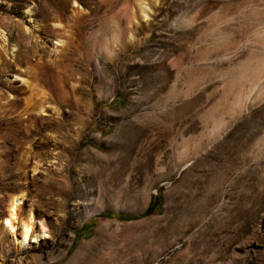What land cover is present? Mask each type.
<instances>
[{"label":"rangeland","instance_id":"374dc122","mask_svg":"<svg viewBox=\"0 0 264 264\" xmlns=\"http://www.w3.org/2000/svg\"><path fill=\"white\" fill-rule=\"evenodd\" d=\"M16 2L0 0L8 61L20 31L39 26L34 14L52 4ZM66 5L62 29L38 40L56 85L42 88L36 120L59 145L26 147L47 162L0 170V229L6 199L23 194V211L33 208L47 235L18 249L6 227L0 264H264V0ZM81 15L83 41L68 55L57 39ZM130 21L139 32L120 35ZM25 68L14 72L32 85ZM14 72L0 74L5 97L25 86ZM2 102L6 127L15 114ZM58 175L70 193L41 194Z\"/></svg>","mask_w":264,"mask_h":264},{"label":"bare ground","instance_id":"6f19581e","mask_svg":"<svg viewBox=\"0 0 264 264\" xmlns=\"http://www.w3.org/2000/svg\"><path fill=\"white\" fill-rule=\"evenodd\" d=\"M20 1H24V0H18V3L17 2L16 3L19 5ZM51 1L52 4L50 3L46 4L45 6L46 9L43 10L44 12H42L41 15H39L38 13H35L34 14L35 16L33 15L34 18H37L38 16L42 18L41 22H39L40 23L39 26L32 25L30 30L25 29V34H23L21 31L18 34L17 38L15 39L16 43L13 45V47H17V50H16V54H12V61H8L5 58V54L7 52L5 51L4 44L0 46V74L1 73L5 74L6 72H14L15 70L14 66L22 67L24 65L26 66L25 69L28 71V73L31 74L30 78H32L31 80L33 83L32 85L30 82H29L30 84H28L26 81L28 79H25L19 73L14 72L13 77L14 78L18 77L25 86L22 87L20 90L6 88V90L10 93L9 94L10 96L5 97V93H4L5 91L2 89V87H4V84L0 81V86H1L0 91L2 92L1 93L2 95L0 94V100H3L4 104L3 102L2 104L5 106V108L6 107L8 108V111H11L13 114H15V117H13L14 119H12V122L8 124V126L0 127V170H4V172L6 171L5 168H9L10 165H13V167H15L19 163H25L26 161H31V159L35 158V156L38 159L37 162L41 160L42 161L45 160V162H47L46 158H44V156H41L42 154L41 155L35 154V156L27 155L26 147H35L42 149V148H47L49 145L52 144H53L52 146L59 145L57 143L51 144L49 142L50 137H48L46 133H43L44 130L41 128L42 127L41 123L39 122L41 125L40 126L36 120L37 114L41 113L43 109L45 110L43 102L41 101V97H39L38 95L44 93L42 88L50 87L51 85H56V81H54L53 71L47 67L46 64L47 61H43L42 60L43 58L40 56L38 52L39 51L38 48L41 49L38 40L39 39L44 40V37L47 36L46 34L48 32H52L57 29L58 30L62 29L63 25H61L59 22V16L62 13V11H64V7L65 6L67 7L66 4L68 3V0H51ZM74 3L76 2L74 1ZM96 7H100V5L97 4ZM138 10L139 11L141 10L146 13L145 15H148L147 13L148 11L145 10L144 7L139 6ZM28 11L29 10L26 11V14H28ZM8 12H15L14 7L12 6ZM86 16L88 15H81L79 19L77 18L78 20L74 21L72 27H70V30L68 31V36L66 40L57 39V43H60L63 46L64 51L68 55L70 54L76 55V52L79 51L78 48L81 46L80 44L83 41V36L85 33L84 31L86 29L85 28ZM27 17L29 16L27 15ZM131 17L133 22L137 20V18H135V13L132 14ZM133 22L130 21L129 23V25L131 24V28L126 27V29L127 28L129 29L128 30L125 29L126 30L125 33H122L124 31L120 30L119 34L126 35L127 33V36L129 35L131 36L139 32V30L136 28L137 22L136 23ZM0 35L2 36V32H0ZM32 38L35 39V43H33L34 44L33 47L36 48V51H33L31 53L28 51L27 46L28 43H30V41L33 40ZM3 43H4V39H3ZM22 48L24 49L22 50ZM13 51L14 49H12L11 52L13 53ZM30 56L32 57L37 56L38 58L35 59L34 63H31ZM85 62L90 64V59L85 60ZM76 72L81 73L82 71L81 69L79 70L77 68ZM87 72L88 71H86V73ZM51 110L54 111L53 108H51ZM13 150H15L18 153V156L16 157L13 156ZM12 159L14 160V163H11ZM66 166H68L66 168V173H67L68 171L71 170V166L69 164ZM33 169H35V167H33ZM46 172L49 173V169ZM12 177H13V173H7L5 179L9 180ZM6 183L3 185H6ZM70 191H71V187L69 186L67 176L64 178L63 175L62 176L58 175L57 177L49 176L47 179H45L44 183L40 187L41 194L50 193L54 195L55 194L66 195L69 194ZM23 200H24L23 194L15 195L6 199L8 213L7 215L3 216L2 222H4L5 226L0 229V238H2L4 229H6V227L10 229L16 241V246L18 249H21L31 237L34 240H37L40 235H47L46 227L44 226L43 221L37 217V215L34 212V209L29 208L28 212L23 211L22 209V205L24 204ZM37 224L40 225V229L38 230V232L36 230ZM79 248H82V246H80Z\"/></svg>","mask_w":264,"mask_h":264},{"label":"trees","instance_id":"16d2710c","mask_svg":"<svg viewBox=\"0 0 264 264\" xmlns=\"http://www.w3.org/2000/svg\"><path fill=\"white\" fill-rule=\"evenodd\" d=\"M150 204H151V202H149V204H148L147 207L145 208L144 213H147V212L150 211Z\"/></svg>","mask_w":264,"mask_h":264}]
</instances>
